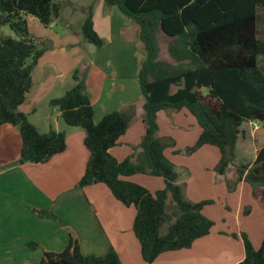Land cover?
I'll list each match as a JSON object with an SVG mask.
<instances>
[{
	"label": "trees",
	"instance_id": "obj_1",
	"mask_svg": "<svg viewBox=\"0 0 264 264\" xmlns=\"http://www.w3.org/2000/svg\"><path fill=\"white\" fill-rule=\"evenodd\" d=\"M83 9L81 25L84 41L103 47L105 41L94 29L95 4ZM107 7H118L126 19L139 27L145 55L140 62L138 82L144 99L145 134L134 152L123 161L111 154L119 145L134 117V106L115 111L95 123L94 109L86 80L73 74L74 86L50 101L58 108L68 127L85 132L89 153L79 188L104 184L125 206L136 209L133 231L147 264L162 254L190 249L208 236L215 223L203 214L212 200L192 202L186 198L180 175L165 151L175 147L172 138L159 137L158 114L187 110L201 134L192 155L205 146L219 150L216 167L225 175L234 163L235 151L245 122L264 125V0H103ZM56 0H0V27L9 26L15 34L0 39V127L18 128L22 139L20 163L45 164L66 151V134L51 130L40 133L24 105L33 88V73L48 51L46 41L34 37L28 17L49 27L61 16ZM170 41L168 53L173 63L160 60L158 32ZM239 181L254 187V195L264 205V146L254 163L237 167ZM161 178L165 187L155 193L125 180L135 175ZM173 205L168 213L167 202ZM45 216V212H38ZM169 223L165 233L164 225ZM245 257L239 264H264V239L256 249L243 235ZM28 246L37 249L39 244ZM39 264H122L111 250L105 256H85L77 239L71 238L60 253L45 252Z\"/></svg>",
	"mask_w": 264,
	"mask_h": 264
},
{
	"label": "crops",
	"instance_id": "obj_2",
	"mask_svg": "<svg viewBox=\"0 0 264 264\" xmlns=\"http://www.w3.org/2000/svg\"><path fill=\"white\" fill-rule=\"evenodd\" d=\"M83 18L81 13L80 21L76 22L80 30H73L71 22L63 23L68 35L61 39L48 34L41 24L45 30L38 38H52L53 48L47 46L48 51L39 60L33 73V88L27 102L19 108L40 133L65 132L66 151L45 164L20 163L22 139L18 128L9 124L0 127V264H39L45 252H62L71 238L78 240L85 256H105L114 250L122 264H147L133 231L136 209L118 201L104 184L78 187L89 159L85 132L68 127L59 109L49 104L74 86L73 74L78 71L86 80L95 123L109 113L134 106L128 131L111 150L115 158L123 161L132 155L140 144L137 139L142 140L145 134L144 99L138 82L145 52L138 25L126 19L118 7H107L103 0L97 1L94 29L105 41L98 48L86 45L78 37L82 36ZM34 19L28 17L31 34ZM59 20L53 23V28L60 25ZM11 32L9 26L0 27V39L12 36ZM261 39L264 40V28ZM68 43L75 48L73 56V51L65 52ZM57 51H63L66 59L59 60ZM167 61L173 63L172 59ZM259 61L264 72V57ZM171 112L158 114V135L175 141V147L169 149L175 148L174 154L177 151L180 155L169 159L180 175L184 194L192 202L212 200L213 204L204 207L203 214L215 225L208 236L196 240L190 249L164 253L153 264H239L245 257L243 235L256 249L264 239V205L255 197L254 187L244 178L239 181L237 173V167L251 166L264 146L259 139L263 124L247 122L245 127L243 124L234 163L225 175H219L218 149L205 146L192 155L186 154V149L194 146L201 134L197 124L192 125L194 130H185L180 141L170 133L165 135L162 126L166 122L173 129L183 128L181 119L173 114L176 111ZM126 146L128 150L122 152ZM135 176L125 180L135 182ZM31 242L39 247L30 248Z\"/></svg>",
	"mask_w": 264,
	"mask_h": 264
},
{
	"label": "rangeland",
	"instance_id": "obj_3",
	"mask_svg": "<svg viewBox=\"0 0 264 264\" xmlns=\"http://www.w3.org/2000/svg\"><path fill=\"white\" fill-rule=\"evenodd\" d=\"M56 1L58 3H60L62 6L61 16L59 18L60 19L59 21L61 23H60V25H57L55 28H53L52 25H50L49 27H47V30H48V34H50L51 36H57L59 39H61L62 37L68 35L65 28H64V25H63V23H65V22H71L72 23L71 28L73 30L74 29L80 30L79 29V23H76V22L80 21L78 19H80L81 13L83 14V16L85 18V13L83 12V9H87L92 4L93 0H56ZM261 14L264 16L263 11L261 12ZM84 18H83V20H84ZM44 30L45 29L41 25V23L38 20L34 19V24H32V33H33L32 35L34 37L38 38L39 35H43L42 32ZM11 33H12L13 37H16L13 32H11ZM78 37L82 38V40H83V36H80L78 34ZM40 39H42L43 41H46V47L48 46L50 49L53 48L54 40L52 38L44 37V38H40ZM79 41H81V40L79 39ZM169 41H170V39L166 35H164L161 31L158 32V42H159V46H160V60L171 61V58H170L169 53H168ZM78 44H80V42ZM85 44L88 46H92V44H89L88 42ZM80 48H82V47H80ZM74 49L75 48L72 49V47H70V44L68 43L66 45L65 52H72L73 51L71 54L73 56V54L75 53ZM56 54H57V58L59 60L63 61L66 59L65 53L63 51L62 52L57 51ZM67 58H68L67 60H70L69 57H67ZM69 89H70V87L68 88V90ZM163 112H164V114H167V113L171 114L172 113L169 111H163ZM177 112L178 111L174 112L173 114H174V116H178V120L181 119L180 125L183 126V128L182 129H180V128L173 129L170 126V124L166 122L165 125L162 126V131L165 133V135H169L167 133H170V136H175L178 138L177 140L180 141V137L183 135L185 130H187V129L188 130H194L195 126H192V125H196L197 122H196L195 118L187 110L179 111L178 113ZM246 125H247V122H245L244 127ZM196 126H197L196 129L200 130V127L198 126V124ZM262 126H263L262 128H264V125H262ZM259 134H260L259 139L261 140V142L264 141V129H261ZM140 140H141V138L137 139L138 142H141ZM123 148H125V150H122V152H126V150H128L127 146L123 147ZM176 148H178V147H176ZM174 149L166 150L165 155L168 159L174 158L175 156L180 155L177 151H175L176 153L174 154V151H173ZM185 157H187V156H185ZM247 158H249V156ZM175 160H178V159H174V161ZM134 178H135V182H133V183H136L138 185H141V186L147 188L152 193H155L156 191L161 190L165 187L164 181L161 178H152V177L145 176V175H136ZM167 207H168V209H167L168 213H171L173 210V205H171V203L169 201L167 202ZM168 225H169V223L164 225V227L162 228V233L166 232Z\"/></svg>",
	"mask_w": 264,
	"mask_h": 264
},
{
	"label": "water",
	"instance_id": "obj_4",
	"mask_svg": "<svg viewBox=\"0 0 264 264\" xmlns=\"http://www.w3.org/2000/svg\"><path fill=\"white\" fill-rule=\"evenodd\" d=\"M51 25H54L53 23Z\"/></svg>",
	"mask_w": 264,
	"mask_h": 264
}]
</instances>
